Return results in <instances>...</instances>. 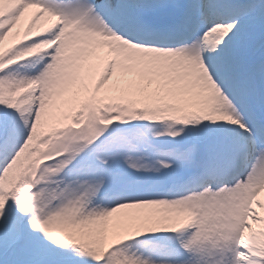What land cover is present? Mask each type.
Returning a JSON list of instances; mask_svg holds the SVG:
<instances>
[{"label": "snow or ice", "instance_id": "snow-or-ice-1", "mask_svg": "<svg viewBox=\"0 0 264 264\" xmlns=\"http://www.w3.org/2000/svg\"><path fill=\"white\" fill-rule=\"evenodd\" d=\"M0 264H264V0H0Z\"/></svg>", "mask_w": 264, "mask_h": 264}]
</instances>
